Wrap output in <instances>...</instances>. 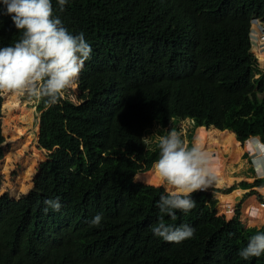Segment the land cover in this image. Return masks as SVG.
<instances>
[{
	"label": "trees",
	"instance_id": "obj_1",
	"mask_svg": "<svg viewBox=\"0 0 264 264\" xmlns=\"http://www.w3.org/2000/svg\"><path fill=\"white\" fill-rule=\"evenodd\" d=\"M52 6L69 32L85 34L92 53L76 101L68 89L55 105L39 99L41 132L25 108L31 98L0 93V144L8 141L0 147V264H264V254L247 260L238 254L264 224L246 227L240 204L233 220L220 215L218 194L236 186L194 192V208L165 217L173 226H192V238L173 243L155 236L151 226L165 191L153 183L157 144H144L157 125L166 135L189 119L188 145L199 128L196 140L218 154L215 168H226V154L239 160L248 137L264 140V68L252 42L253 22L264 23V0H68L63 11L52 0ZM20 37L0 3V47ZM45 148L50 156L40 177L37 157ZM20 162L13 183L10 173ZM216 171L213 188H222L226 174ZM135 173L145 178L133 182ZM43 183L38 204L31 196L16 201L36 195ZM253 186L263 187L264 179ZM241 193L222 196L224 213ZM57 197L60 210L45 212L44 200ZM259 206L251 200L245 215ZM97 214L101 224L91 225Z\"/></svg>",
	"mask_w": 264,
	"mask_h": 264
},
{
	"label": "clouds",
	"instance_id": "obj_2",
	"mask_svg": "<svg viewBox=\"0 0 264 264\" xmlns=\"http://www.w3.org/2000/svg\"><path fill=\"white\" fill-rule=\"evenodd\" d=\"M0 3L21 32L20 39L14 45L0 47V93L12 92L38 100L46 98L47 106L57 104L65 90L75 86L92 53L85 34L80 32L74 35L69 32L60 17L53 15L52 0H0ZM57 3L60 11H63L68 0H57ZM256 23L260 24L259 31L264 42V23L255 20L252 28L253 46ZM185 121L190 122L192 131L193 122L189 119ZM178 125H174L177 131L180 130ZM170 129L168 134L158 136L156 141L159 156L152 166L153 175L158 180L155 186H163L165 194L158 201L160 215L158 222L151 226V231L166 242L180 243L192 238L195 229L188 224L173 226L166 223L165 217L175 220L176 210L188 212L195 207L192 193L218 186L214 159L218 154L213 155L210 150H206L198 139L194 141L193 138L189 146L191 131L187 132L186 143L185 137ZM147 143L145 140L146 146ZM244 148L257 177L264 179V140L259 135L250 136L244 141ZM142 178L145 177L140 173L132 177L133 182ZM149 182L145 180V183ZM44 204L45 212L49 209L59 211L62 206L58 197L45 199ZM248 217L249 228L264 224V213L259 210L249 212ZM102 219V214H97L90 223L99 226ZM238 254L244 260L264 254V231L252 234Z\"/></svg>",
	"mask_w": 264,
	"mask_h": 264
},
{
	"label": "rangeland",
	"instance_id": "obj_3",
	"mask_svg": "<svg viewBox=\"0 0 264 264\" xmlns=\"http://www.w3.org/2000/svg\"><path fill=\"white\" fill-rule=\"evenodd\" d=\"M256 31H254L253 32V37H254V46H253V52H254V55L259 59V62H260V64H261V67L262 68H264V62H263V60H262V58H259V51H260V53L262 52V53H264V46L263 47H261V45L264 43L263 41H262V39H261V37H262V34L260 33V24L259 23H256ZM261 48H263V49H261ZM261 49V50H260ZM79 78V77H78ZM78 79H77V81H76V83H75V86L74 87H70V88H68V92L70 93V98H72L74 101H76V96L78 95V90H77V87H78ZM30 98V97H29ZM20 99H22V97L20 98ZM38 102H39V100L38 99H35V98H31V99H29L28 101H27V107H25L26 108V110L29 112V114H31V118H32V122H33V125H35V126H39V131L41 132V130H40V117H41V113H39V111H38ZM16 104V103H15ZM17 114H19L18 112H16V115ZM175 125V124H174ZM32 128V127H31ZM178 128L180 129V130H176L178 133H180L181 134V137H185V142L186 143H188V141H187V132H189V131H191V128H192V126H191V124H190V122H188V121H185V122H182L181 124H179L178 125ZM163 129H162V126L161 125H157L156 127H154V129L152 130V132L150 133V135H148L147 136V142L149 143V144H156V141H157V138H158V136H161L162 134L159 132V131H162ZM167 131H169V129L167 130ZM34 134L36 133V131H32ZM197 132H198V130L195 132V135H194V141H196V135H197ZM41 134V133H40ZM1 136V135H0ZM7 140H5L4 138H3V140H2V143L0 144V147L4 144V143H6L7 144ZM9 145V144H8ZM10 147V146H9ZM221 149V148H220ZM49 156H50V151L49 150H47V149H45L44 151H42V154H41V157L40 158H38L37 157V162H39L40 160H41V162L40 163H42V166H41V169H40V177H41V171H42V167H43V164L49 159ZM228 156V155H227ZM228 161L230 160V157L228 156ZM0 162H1V158H0ZM154 162V161H153ZM230 162V161H229ZM235 163H237V161H235L234 163H231V164H235ZM238 164V163H237ZM236 165V164H235ZM13 166H15L16 167V171H13L12 173H10V175H11V181H13V183H16L17 182V180H18V177L20 176V172H19V170L23 167V164H22V162H20V163H17V164H13ZM139 166H140V163H139ZM223 167H225L224 165H223ZM221 165H216V169L218 170V171H220V173L221 174H225V172H226V168H223ZM138 170H139V167H138ZM38 172V166H35V174ZM32 182H36V180L35 181H32ZM154 184H157L158 183V180H157V182H153ZM228 187V186H227ZM227 187H223V189H225V188H227ZM43 188H44V183L42 184V189L41 190H38L37 191V193H36V195H27V196H23V197H21L19 200H16V201H21V200H23L25 197H32L33 199H32V201L34 202V203H36V204H38L40 201H41V198H42V191H43ZM155 188H157V187H155ZM160 188H163L164 189V187H160ZM8 191V190H7ZM216 191H219V190H214L213 192L214 193H216ZM264 191V190H263ZM10 193H11V191H9ZM34 191H32L31 193H33ZM1 197V196H0ZM218 197H219V195H218ZM239 201H241V199H239ZM239 203H241V202H239ZM238 203V204H239ZM237 207H238V205L236 206V209H235V212L237 211ZM255 210H259V211H261L262 213H264V209L261 207V206H259V207H257V208H253L252 210H250L249 212H251V211H255ZM219 211H220V215H224L225 217H226V219L229 221V220H233V218H231L232 217V214L230 215V213L229 214H224L223 213V211H222V204L221 205H219ZM249 212H247V214L245 215V213H244V211L243 210H241V213H242V216H243V222L246 224V227H248L247 226V220L249 219V217H248V213ZM236 215V214H235ZM241 216V217H242ZM247 216V217H246ZM230 217V218H229ZM263 224H257L255 227H261Z\"/></svg>",
	"mask_w": 264,
	"mask_h": 264
},
{
	"label": "crops",
	"instance_id": "obj_4",
	"mask_svg": "<svg viewBox=\"0 0 264 264\" xmlns=\"http://www.w3.org/2000/svg\"><path fill=\"white\" fill-rule=\"evenodd\" d=\"M235 139L237 140L236 134H235ZM237 142L239 143L238 140H237ZM241 144H242V146H241L242 155H241L240 159L237 160L238 164L237 163H235L236 165L231 164L232 163L231 160H229L230 162L229 161L226 162L227 167H226V172H225V174H226L225 178L227 181L225 183V187L228 186L227 189H229V188L236 186L238 189L235 190L233 193L238 192V191L242 192L241 195L236 197L233 207L228 208L227 213L225 212L226 214H229V213H230V215L232 214L231 218H235V214H236L235 209H236V206L238 205L239 202H241V203H239L240 204V212H241V210H243L245 213V210L248 208V204L251 200H253V202L255 201L258 204H260V202H261V200H260L261 196L263 197V200H264V191H263L264 186L263 187L253 186L255 180L258 179L259 177H257L254 169L251 166V160H250V157L248 156L247 152L245 151L244 144L243 143H241ZM231 151L232 150H230V152ZM226 155H228L231 159L230 153H227ZM228 156H227V159H229ZM230 179H233V181L232 182L229 181ZM244 181H246L248 184H250L251 187L247 188V189H242L241 184ZM223 187L222 188H214V190H224ZM253 191H255L257 193L254 195H250V196L247 195L248 193L253 192ZM233 193H231V194H233ZM231 194H223V193L218 194L219 197L218 196L217 197L220 200L219 205H221V204L223 205V202L221 199L222 196L231 195ZM239 199H241V201H239ZM241 215H242V213H241ZM222 216H224V215H222Z\"/></svg>",
	"mask_w": 264,
	"mask_h": 264
},
{
	"label": "built area",
	"instance_id": "obj_5",
	"mask_svg": "<svg viewBox=\"0 0 264 264\" xmlns=\"http://www.w3.org/2000/svg\"><path fill=\"white\" fill-rule=\"evenodd\" d=\"M213 190H214V188H210V189H208L207 191H200V192H203V193H204V192H205V193H214ZM259 205H260V206H264V202L260 203ZM262 208L264 209V207H262Z\"/></svg>",
	"mask_w": 264,
	"mask_h": 264
},
{
	"label": "water",
	"instance_id": "obj_6",
	"mask_svg": "<svg viewBox=\"0 0 264 264\" xmlns=\"http://www.w3.org/2000/svg\"><path fill=\"white\" fill-rule=\"evenodd\" d=\"M138 182V181H137ZM141 183V182H140ZM144 184V183H143ZM146 186H147V184H146Z\"/></svg>",
	"mask_w": 264,
	"mask_h": 264
}]
</instances>
